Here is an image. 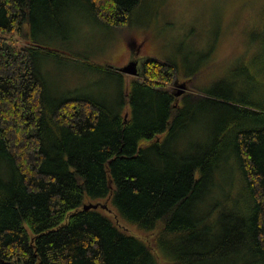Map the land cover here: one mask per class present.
Segmentation results:
<instances>
[{"label": "trees", "instance_id": "trees-1", "mask_svg": "<svg viewBox=\"0 0 264 264\" xmlns=\"http://www.w3.org/2000/svg\"><path fill=\"white\" fill-rule=\"evenodd\" d=\"M142 2L0 0V264H264V100L197 88L181 102L177 66L154 57L138 76L97 65L120 77L118 101L55 97L43 66L60 50L11 34L50 33L75 5L123 27ZM96 199L108 207L84 208Z\"/></svg>", "mask_w": 264, "mask_h": 264}, {"label": "rangeland", "instance_id": "rangeland-1", "mask_svg": "<svg viewBox=\"0 0 264 264\" xmlns=\"http://www.w3.org/2000/svg\"><path fill=\"white\" fill-rule=\"evenodd\" d=\"M261 1L143 0L129 22L116 28L101 23L82 5H75L66 13L60 11L50 33L33 31L30 24H25L22 32L11 34L17 44L24 38H33L60 50L45 59L43 66L47 68L45 79L50 83V94L55 97L83 94L102 101H118L120 77L97 65L118 69L133 58L143 62L154 57L173 62L177 66L176 78L192 80L186 92L199 88L261 102L264 59L256 41L258 32L252 28ZM66 16H70L68 23ZM170 88L180 89L176 84ZM194 112L196 129L200 128L196 140L200 144L207 141L200 138H205V131L209 133L207 126H212L213 113L202 105ZM230 173H236L234 166L221 177L217 171L215 181H226ZM97 201L106 203L101 199L93 202Z\"/></svg>", "mask_w": 264, "mask_h": 264}, {"label": "water", "instance_id": "water-1", "mask_svg": "<svg viewBox=\"0 0 264 264\" xmlns=\"http://www.w3.org/2000/svg\"><path fill=\"white\" fill-rule=\"evenodd\" d=\"M118 71L128 74V75H133V76H138L142 72V68L139 69L138 67V61L136 60H131L128 64L118 68ZM180 89L176 91L174 94L175 96L179 97L183 95L186 90H187V84L186 83H181L179 84ZM99 206L106 208L108 207L107 203H101V202H89L84 205L85 209H90V208H98Z\"/></svg>", "mask_w": 264, "mask_h": 264}, {"label": "flooded vegetation", "instance_id": "flooded-vegetation-1", "mask_svg": "<svg viewBox=\"0 0 264 264\" xmlns=\"http://www.w3.org/2000/svg\"><path fill=\"white\" fill-rule=\"evenodd\" d=\"M150 58V57H149ZM134 60H136V61H138V67H139V69H141L142 68V66H143V63L148 59H146L145 61H143V62H140V60L139 59H135V58H133ZM191 82H192V80L190 79V78H183V79H178V78H174L173 79V81H172V85L174 84H176V85H178L179 83H186L187 84V91L188 90H190V84H191ZM177 89H173V88H171V91L173 92V91H176ZM178 100L179 101H181L182 102V95L181 96H179L178 97Z\"/></svg>", "mask_w": 264, "mask_h": 264}, {"label": "bare ground", "instance_id": "bare-ground-1", "mask_svg": "<svg viewBox=\"0 0 264 264\" xmlns=\"http://www.w3.org/2000/svg\"><path fill=\"white\" fill-rule=\"evenodd\" d=\"M168 61H169V60H168ZM176 74H177V73H176ZM175 77H176V75L174 76V78H175ZM178 79H179V78H178ZM179 84H181V83H179ZM179 84H178V85H179ZM175 92H176V91H173V93H175ZM174 96H175V94H174ZM175 97H177V96H175ZM128 114H129L128 111H126V114H125L126 117L128 116Z\"/></svg>", "mask_w": 264, "mask_h": 264}]
</instances>
